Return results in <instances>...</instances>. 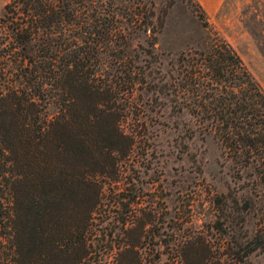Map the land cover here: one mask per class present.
Returning <instances> with one entry per match:
<instances>
[{
	"label": "trees",
	"instance_id": "16d2710c",
	"mask_svg": "<svg viewBox=\"0 0 264 264\" xmlns=\"http://www.w3.org/2000/svg\"><path fill=\"white\" fill-rule=\"evenodd\" d=\"M113 2L3 4L0 264H159L161 254L162 264H253L249 253L264 254V210L251 235L233 230L234 214L253 209L252 198L238 206L227 188L213 199L214 222L181 231L164 219L162 196L144 187L147 150L133 95L147 81L129 39L134 28L149 29L152 44L156 29L149 6L121 21ZM150 81L151 91L168 87ZM178 88L185 99L170 108L195 116L264 200V89L234 47L214 32L184 59Z\"/></svg>",
	"mask_w": 264,
	"mask_h": 264
},
{
	"label": "rangeland",
	"instance_id": "374dc122",
	"mask_svg": "<svg viewBox=\"0 0 264 264\" xmlns=\"http://www.w3.org/2000/svg\"><path fill=\"white\" fill-rule=\"evenodd\" d=\"M7 1L0 0V14ZM196 2L203 9L202 16L195 9ZM113 4L121 21L131 18V8L149 6L156 29L152 44L149 29L134 28L129 39L130 53H135L134 61L145 70L147 81L146 86L138 84L133 95L140 105L135 112L144 136L139 145L147 150L139 168L144 187L152 197L162 196L164 219L181 231L191 223L204 228L214 222L218 214L215 195L234 189L238 206L250 197L255 207L234 214L233 230L239 239L244 233L251 235L259 224L258 209L264 210V200L248 190L250 176L245 172L235 176L211 133L200 132L197 118L185 108L175 111L170 105L185 99L178 88L184 59L202 48L214 32L234 47L264 89V0H114ZM159 17L162 24L157 27ZM151 77L157 86L168 87L158 92L149 90ZM54 110L49 103L45 113L51 115ZM225 230L231 231L227 226ZM211 233L213 241L221 240L218 232ZM248 259L264 264V254L258 251L249 253ZM164 260L161 254L159 264Z\"/></svg>",
	"mask_w": 264,
	"mask_h": 264
}]
</instances>
